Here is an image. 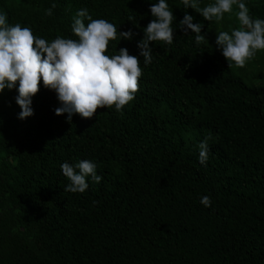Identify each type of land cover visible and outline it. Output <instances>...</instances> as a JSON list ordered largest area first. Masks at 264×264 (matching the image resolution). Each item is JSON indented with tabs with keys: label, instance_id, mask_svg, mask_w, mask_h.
<instances>
[{
	"label": "trees",
	"instance_id": "trees-1",
	"mask_svg": "<svg viewBox=\"0 0 264 264\" xmlns=\"http://www.w3.org/2000/svg\"><path fill=\"white\" fill-rule=\"evenodd\" d=\"M158 2L0 0L9 26L29 27L48 43L78 39L73 18L87 9L116 26L105 54L127 48L142 70L132 101L92 119L57 116V94L42 80L34 115L23 120L18 91L0 93V264H264V74L252 78L263 84L246 83L243 68H229L215 45L219 26L240 28L238 5L217 22L165 0L174 40L152 42L145 65L137 45ZM241 2L264 20V0ZM185 12L201 24L199 46L180 28ZM129 29L133 38L122 39ZM262 56L245 66H264ZM205 137L206 166L198 159ZM80 160L95 163L102 181L88 177L85 192H66L60 166Z\"/></svg>",
	"mask_w": 264,
	"mask_h": 264
},
{
	"label": "clouds",
	"instance_id": "clouds-1",
	"mask_svg": "<svg viewBox=\"0 0 264 264\" xmlns=\"http://www.w3.org/2000/svg\"><path fill=\"white\" fill-rule=\"evenodd\" d=\"M185 8H192L207 21L213 18L217 22L231 13L233 5H238L236 13L240 28L218 31L216 48L233 66L243 68L257 51L264 50V20L252 19L249 9L241 0H215L203 9L198 7L197 0H182ZM51 8L46 15L51 16ZM153 20L144 28V37L138 42L140 56L145 65L151 64L152 42L163 41L171 45L174 40L173 12L165 0L150 5ZM85 19L89 23L85 24ZM134 18H130L132 21ZM72 24V32L78 39L57 37L51 43L33 35L29 27L20 24L9 26L5 14H0V93L7 88L16 89V102L21 108L19 119L34 115L32 98L40 91V83L57 94L60 107L55 109L57 116L67 113L70 122L73 115L82 119H92L98 109L112 108L121 111L139 90V78L142 75L140 59L130 55L127 48H120L119 54L106 55L110 40L117 38L116 26L104 19H93L87 9L79 10ZM194 17L185 12L180 21L184 35L189 31L195 34V43L201 45L205 40L200 23H193ZM134 33L131 29L120 31L122 39L131 40ZM198 144L199 162L207 164L209 155L208 140ZM62 174L70 181L64 191L71 193L85 192L91 177L96 183L102 176L96 174V164L89 160H80L75 165L67 162L61 164ZM201 204L211 207V198L201 197Z\"/></svg>",
	"mask_w": 264,
	"mask_h": 264
},
{
	"label": "rangeland",
	"instance_id": "rangeland-1",
	"mask_svg": "<svg viewBox=\"0 0 264 264\" xmlns=\"http://www.w3.org/2000/svg\"><path fill=\"white\" fill-rule=\"evenodd\" d=\"M228 18L227 17V14H224V18ZM233 29H237L234 25H231L230 27H228V30L227 32H229V34H231L232 30ZM219 31H225V30H221L220 26H219ZM215 35H217V33H215ZM264 56H262L261 59H263ZM243 72H242V77L244 79V81L250 85H261L263 83H261V80H256V81H253L252 78L254 76H258V75H261V74H264V66H254V67H243Z\"/></svg>",
	"mask_w": 264,
	"mask_h": 264
}]
</instances>
